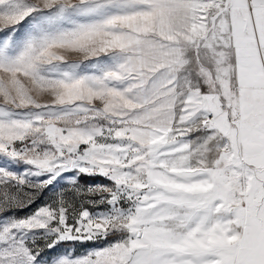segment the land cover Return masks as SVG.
<instances>
[{
  "label": "snow or ice",
  "instance_id": "6c2138e0",
  "mask_svg": "<svg viewBox=\"0 0 264 264\" xmlns=\"http://www.w3.org/2000/svg\"><path fill=\"white\" fill-rule=\"evenodd\" d=\"M0 264H264V0H0Z\"/></svg>",
  "mask_w": 264,
  "mask_h": 264
}]
</instances>
